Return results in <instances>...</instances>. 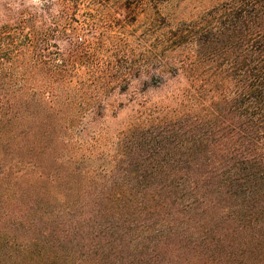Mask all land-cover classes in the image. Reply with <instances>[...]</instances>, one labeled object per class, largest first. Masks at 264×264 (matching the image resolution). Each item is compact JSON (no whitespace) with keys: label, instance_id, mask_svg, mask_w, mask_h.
Instances as JSON below:
<instances>
[{"label":"trees","instance_id":"obj_1","mask_svg":"<svg viewBox=\"0 0 264 264\" xmlns=\"http://www.w3.org/2000/svg\"><path fill=\"white\" fill-rule=\"evenodd\" d=\"M187 1L52 0L125 11L67 86L85 46L3 5L0 264H264V0Z\"/></svg>","mask_w":264,"mask_h":264},{"label":"rangeland","instance_id":"obj_2","mask_svg":"<svg viewBox=\"0 0 264 264\" xmlns=\"http://www.w3.org/2000/svg\"><path fill=\"white\" fill-rule=\"evenodd\" d=\"M22 0H0V11L3 5L11 3L9 9L22 10L19 6ZM24 4L31 13L36 15L34 23L29 25L30 29L26 28V32L36 34L42 32L44 29L53 26L54 23H58L62 27H66V46L64 42H60V48L65 52L66 47V59L68 57V43L72 40L76 44L85 46L84 54L81 57L80 62L72 69V72L67 76L66 86L72 82L76 84L81 80H87L90 78V72L92 67L96 64L101 65H115L125 62V49L116 48V44H119L120 39L123 38V34L119 29V25L125 11L117 5H111L108 7V13L102 14L103 17L91 16L88 14L86 8H81L75 12L72 16L69 12L66 13V8L63 5L57 6L52 9V0H23ZM217 0H189L183 5L182 9L186 12H191L194 8H202L208 6L211 3H215ZM18 6V7H17ZM18 8V9H15ZM20 8V9H19ZM26 16L29 14L26 13ZM72 17V18H71ZM75 17V18H73ZM5 23L12 26L14 23L5 19ZM9 31L12 32V29ZM124 39V38H123ZM69 41V42H67ZM114 45V46H113ZM112 48V50H110ZM49 49L56 50L54 47L49 46ZM36 54V58H35ZM47 59L53 58L51 54H45ZM20 58V61L33 60L38 58V51L32 50L30 47L20 48V52L16 55ZM114 57V61L110 59ZM118 57V58H117ZM116 59V60H115ZM39 76L41 74L39 73ZM56 85V84H55ZM57 86V85H56ZM67 90V87H66ZM67 92V91H66ZM126 112L123 113V117ZM57 264V263H55Z\"/></svg>","mask_w":264,"mask_h":264},{"label":"clouds","instance_id":"obj_3","mask_svg":"<svg viewBox=\"0 0 264 264\" xmlns=\"http://www.w3.org/2000/svg\"><path fill=\"white\" fill-rule=\"evenodd\" d=\"M18 7V6H17Z\"/></svg>","mask_w":264,"mask_h":264}]
</instances>
